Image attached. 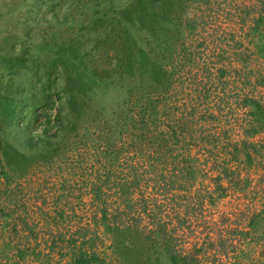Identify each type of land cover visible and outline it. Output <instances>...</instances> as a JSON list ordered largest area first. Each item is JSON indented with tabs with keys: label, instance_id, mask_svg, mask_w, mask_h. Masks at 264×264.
<instances>
[{
	"label": "rangeland",
	"instance_id": "obj_1",
	"mask_svg": "<svg viewBox=\"0 0 264 264\" xmlns=\"http://www.w3.org/2000/svg\"><path fill=\"white\" fill-rule=\"evenodd\" d=\"M145 1L166 16L160 55L175 72L149 124L181 139L162 175L173 153L196 177L166 186L153 169L166 151L133 138L143 125L129 109L155 94L118 61L129 40L116 26L133 0H0V103L50 94L49 115L39 108L19 131L22 155L0 136V264H72L78 251L95 253L92 264H172L163 242L133 250L126 227L157 221L179 264H264V0ZM85 65L97 87L79 86L74 67ZM131 140L134 154H121ZM116 221L127 231L113 232Z\"/></svg>",
	"mask_w": 264,
	"mask_h": 264
},
{
	"label": "trees",
	"instance_id": "obj_2",
	"mask_svg": "<svg viewBox=\"0 0 264 264\" xmlns=\"http://www.w3.org/2000/svg\"><path fill=\"white\" fill-rule=\"evenodd\" d=\"M147 7L148 4H146L145 0H133L132 6H130L126 10L127 13L123 15L124 26H120V25L116 26L118 27V35L123 34L124 35L123 38L129 40L128 43H125L124 41L122 42L123 43V49L121 52L122 55L121 54L119 55L118 61L121 67H124L125 69L130 71V73L133 74V77L134 76L139 77V79H137L138 80L137 82H139L142 85L141 83V79H142L143 85L145 84L148 89H151L152 94L155 91L154 96L148 97L145 102L140 103L139 101H137L136 105L140 106L139 109H135L133 111V109L131 108L129 109V111L132 114V116L137 117V119H140V123L143 125L140 127H136L135 125H133L132 130L134 133L133 138L135 139V142L139 140L142 145L148 146L149 148L151 147L162 148L164 151H166L164 155H159V157L154 158L155 161L160 162L159 165L153 166L154 170L160 172L159 173L160 176L163 174V170L166 167L165 162H167L166 161L167 151H169V149L174 144L181 143V139L179 138L178 133L176 131H173V129L172 132H170V134L160 131L158 127H156L155 130L149 129V124L150 125L155 124V122L153 121V117L157 112H159V104L163 102L162 101L164 96L163 92H166L167 88L170 86L171 81L174 78L175 72L174 71L170 72L164 67V63H163L164 60L166 59L167 61H169L170 59L161 57L162 55L165 54L164 46L162 44L164 42L163 39L165 38L164 36H166V33L164 32L165 27H163V25H159V23L161 21H164L166 16L163 15V11L157 12L153 10L151 13L154 14H150V10H148ZM134 18L136 20H134ZM147 29L152 31V35H150V37H148L149 35H146ZM141 32H145V33L142 34ZM139 33H141V35L144 36L142 39L138 38L137 35H140ZM179 35L180 33H176L173 36L177 37ZM151 45L152 48H150ZM74 68L76 70L77 69L79 70L78 74L77 75L74 74V76L75 77L77 76L79 84L81 83L79 85L80 87L83 83L87 84L88 80L90 79L95 80L96 83L95 87H97V84L100 83L97 82L99 81L98 80L99 78H97V74H94V76L90 75L89 69L86 65L81 68V71H80V67L78 68L74 67ZM139 72L140 74H142L141 76L135 75ZM141 77H144L145 79ZM141 89L144 90L143 87ZM23 92L24 93H22L23 96L22 99L26 100L23 105L24 107L28 106L27 105L28 100H32L29 103V108L27 111H23V106L21 105L19 106V108L14 107L13 105L14 98L11 97L10 98L7 97L5 102L0 103V131H1L0 136L6 137L8 143L10 144V147H12V149L9 151L10 152L15 151L17 155L19 154L22 155V153L20 152V150H22L20 143L21 138L18 137L19 131L21 130L20 132L28 133L31 130L32 123H30L27 120L28 116H30V118H37L39 115L38 109L41 107H44V111H45V112L42 111L41 113L43 115H47V116L49 115V113L46 112V108H45L46 104H48L47 101L50 98V94L48 92H46V94L48 95H46L43 101H39V100L33 101L35 100L34 97H30L31 98L30 99L29 97H27L28 94H26L25 91ZM142 92L144 93V91ZM149 93L150 91H148V94ZM55 94L57 96H60V91L56 90ZM149 98L151 99L149 102H147ZM30 112L33 115H29ZM63 113H64V108H59L58 117L61 118V116L64 115ZM75 116L76 114L73 116V118ZM65 121L71 122V119L64 118V122ZM40 137L41 136H38V138ZM24 142H25L24 143L25 145L23 146L24 149L27 148L29 150V152L27 151L28 156L29 154H31L30 156H32L35 153L36 155H38V152L34 150H30L37 147L36 144L33 143V139L26 138ZM129 144L132 145L123 144V146L120 147L119 151L121 154L133 153L134 148L132 146L135 147V145H133L134 143L132 142V140L131 143ZM17 145L20 150L16 148ZM108 146H111V144L108 143ZM113 151L117 155L116 153L117 151L115 150ZM10 152L6 151L5 155L7 157L10 156L11 155ZM41 153L42 152H40L39 154ZM170 154L171 156L170 155L168 156L170 158V161L167 164L168 166L171 165L173 167L171 168L169 175H162L163 181L165 182L166 186L169 184H172V186H174L178 182L181 188L188 189L187 186L191 184L193 179L196 177V172L198 171L197 167L192 163V160L187 155H182L180 157H177L173 153ZM116 158L118 159V157ZM181 160L182 163L180 162ZM108 162L111 165H114L113 162L110 161ZM179 163L183 165V168L180 167L181 164ZM130 209L134 210L133 207H130ZM107 212H108L107 209H104L105 217L107 216ZM154 216L155 215H153V217ZM117 222L118 221L115 222L116 225L114 224L115 226L112 228L113 232H116L117 235L122 232H126L127 230H120L121 226H119ZM126 229H130L128 230L129 233L133 230L135 239H138V242L135 244V247H133L134 248L133 250H135V252H137L138 247L139 249H142L143 244L147 245L148 247L150 246V248L153 249L156 248V245H158L159 247V244L156 243L163 242L164 244L163 246L166 247L165 252L170 257V262L172 264L180 263L181 255L178 252L177 248H174L175 245L171 246L172 243L168 240L169 235L165 229V226L161 224V222L157 221L155 228L152 229H147L146 227L143 228L139 225H137L136 227L127 226ZM97 259L98 258L96 257L95 253H92L90 255V253H86V251L84 252L78 251L72 260V264H92L94 261H97ZM183 261H184L183 264H188V262L185 261L184 259Z\"/></svg>",
	"mask_w": 264,
	"mask_h": 264
}]
</instances>
